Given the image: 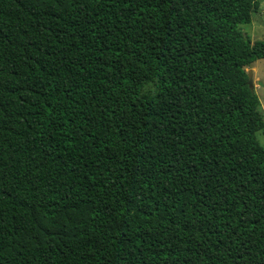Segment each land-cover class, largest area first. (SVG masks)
Masks as SVG:
<instances>
[{
  "label": "trees",
  "instance_id": "16d2710c",
  "mask_svg": "<svg viewBox=\"0 0 264 264\" xmlns=\"http://www.w3.org/2000/svg\"><path fill=\"white\" fill-rule=\"evenodd\" d=\"M259 5L0 0V264H264Z\"/></svg>",
  "mask_w": 264,
  "mask_h": 264
},
{
  "label": "rangeland",
  "instance_id": "374dc122",
  "mask_svg": "<svg viewBox=\"0 0 264 264\" xmlns=\"http://www.w3.org/2000/svg\"><path fill=\"white\" fill-rule=\"evenodd\" d=\"M264 0H260L258 9L253 13L252 20L249 23L241 24V29L244 35L251 39L252 42L264 39ZM253 69L254 89L260 98V106L264 112V86L260 83L261 77L264 76V57L256 59L252 65L247 67V70ZM149 87H152L149 85ZM259 141L264 144V134L257 133Z\"/></svg>",
  "mask_w": 264,
  "mask_h": 264
},
{
  "label": "water",
  "instance_id": "95a60500",
  "mask_svg": "<svg viewBox=\"0 0 264 264\" xmlns=\"http://www.w3.org/2000/svg\"><path fill=\"white\" fill-rule=\"evenodd\" d=\"M248 71V83L249 85L254 88V79H253V69L250 68Z\"/></svg>",
  "mask_w": 264,
  "mask_h": 264
},
{
  "label": "snow or ice",
  "instance_id": "6c2138e0",
  "mask_svg": "<svg viewBox=\"0 0 264 264\" xmlns=\"http://www.w3.org/2000/svg\"><path fill=\"white\" fill-rule=\"evenodd\" d=\"M262 21H264V15H262ZM260 83L264 86V76L261 77Z\"/></svg>",
  "mask_w": 264,
  "mask_h": 264
}]
</instances>
